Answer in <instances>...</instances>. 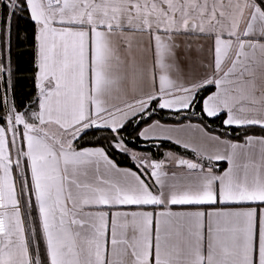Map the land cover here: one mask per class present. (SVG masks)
Returning <instances> with one entry per match:
<instances>
[{
	"label": "snow or ice",
	"instance_id": "obj_1",
	"mask_svg": "<svg viewBox=\"0 0 264 264\" xmlns=\"http://www.w3.org/2000/svg\"><path fill=\"white\" fill-rule=\"evenodd\" d=\"M0 264H264V0H0Z\"/></svg>",
	"mask_w": 264,
	"mask_h": 264
},
{
	"label": "trees",
	"instance_id": "obj_2",
	"mask_svg": "<svg viewBox=\"0 0 264 264\" xmlns=\"http://www.w3.org/2000/svg\"><path fill=\"white\" fill-rule=\"evenodd\" d=\"M18 87L20 90L26 91L30 88V82L29 81H22ZM213 127H215V125H213ZM233 135H235V134H233ZM168 150L176 151L179 153H183V151H184L183 149L179 148L174 143H165V145L163 147H161V149H160V156L162 157L163 153L168 151ZM115 158L119 162L121 167H129L130 166V162L127 159H125L123 156L117 155ZM219 165H220L219 170L222 171L225 168V164L220 163Z\"/></svg>",
	"mask_w": 264,
	"mask_h": 264
},
{
	"label": "crops",
	"instance_id": "obj_3",
	"mask_svg": "<svg viewBox=\"0 0 264 264\" xmlns=\"http://www.w3.org/2000/svg\"><path fill=\"white\" fill-rule=\"evenodd\" d=\"M198 70H199V69H197V71H198ZM164 153H165V152H164ZM164 153H163V155H164ZM162 157H163V156H162ZM220 163H224V164H225V168L227 167V162H226V161H220V162H218V168L220 167V165H219ZM225 168H224V169H225ZM224 169H223V170H224ZM223 170H222V171H223Z\"/></svg>",
	"mask_w": 264,
	"mask_h": 264
}]
</instances>
